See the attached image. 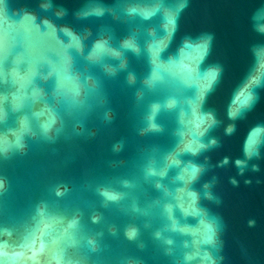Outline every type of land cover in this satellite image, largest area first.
I'll list each match as a JSON object with an SVG mask.
<instances>
[{
  "label": "clouds",
  "instance_id": "clouds-1",
  "mask_svg": "<svg viewBox=\"0 0 264 264\" xmlns=\"http://www.w3.org/2000/svg\"><path fill=\"white\" fill-rule=\"evenodd\" d=\"M187 4L0 0V159L24 153L30 141H54L68 118L93 108H103L110 121L106 84L119 81L142 107L141 134L172 126V146L154 149L158 155L144 167L145 179L161 192L155 239L173 264H219L221 220L203 201L219 203L220 198L213 191L215 177L201 182L209 164L207 157H198L220 146L221 139L210 135L213 130L222 128L223 135L231 137L256 110L264 93V67L257 56L264 41L251 45L247 68L220 104H210L225 76V66L208 59L213 35H185L171 47ZM250 22L252 30L264 36V0L253 9ZM262 129L264 120H256L243 134L240 155L232 159L237 175L260 170L264 135H256L251 146L249 139ZM122 146L118 142L114 149ZM228 162L225 156L220 163ZM165 178L169 184L163 183ZM229 182L237 184L235 177ZM101 194L108 200L121 195L108 190ZM37 217L35 227L19 236L14 228L0 225V264H75L63 247L50 250L40 238L41 229L64 218L49 216L44 207L37 208ZM78 228L76 217L67 221L69 244L77 242ZM138 232L134 225L125 229L130 239ZM88 243L94 245L91 239Z\"/></svg>",
  "mask_w": 264,
  "mask_h": 264
},
{
  "label": "water",
  "instance_id": "water-1",
  "mask_svg": "<svg viewBox=\"0 0 264 264\" xmlns=\"http://www.w3.org/2000/svg\"><path fill=\"white\" fill-rule=\"evenodd\" d=\"M259 4L260 0H188L180 14L171 47L185 35L211 33L208 59L225 66L223 83L210 104H220L247 68L251 45L264 41L250 22ZM257 56L264 67V50ZM133 67L140 71L135 62ZM106 94L110 121L104 118L103 108H93L68 118L54 141H30L24 153L0 159V225L23 235L37 224V208L44 207L49 216L64 219L41 229V240L50 250L63 247L75 264H173L153 235L161 225L156 203L161 192L144 177L145 165L158 155L154 149L166 150L174 143L172 126L166 125L160 133L141 134L143 110L132 90L115 81L106 84ZM261 96L235 135L225 137L222 128L213 130L210 135L221 139L220 146L198 157L200 161L207 157L209 164L201 182L215 177L213 191L220 198L219 203L203 201L221 220L218 254L223 259L219 264H264V159L258 161L259 171L248 170L243 176L237 175L232 163L240 155L241 138L249 124L264 120V93ZM257 135H264V129ZM118 142L123 146L117 151ZM225 156L229 162L221 165ZM230 177H235L236 185L229 182ZM163 183L169 184V179ZM102 190L119 193L120 198L108 200ZM73 217L79 223L77 242L69 244L67 221ZM250 220L254 221L251 226ZM133 225L139 232L130 239L125 229Z\"/></svg>",
  "mask_w": 264,
  "mask_h": 264
},
{
  "label": "snow or ice",
  "instance_id": "snow-or-ice-1",
  "mask_svg": "<svg viewBox=\"0 0 264 264\" xmlns=\"http://www.w3.org/2000/svg\"><path fill=\"white\" fill-rule=\"evenodd\" d=\"M258 132H259V130H257V132H254L253 135L250 137V139H249V146H251L254 143L255 137L258 134Z\"/></svg>",
  "mask_w": 264,
  "mask_h": 264
}]
</instances>
